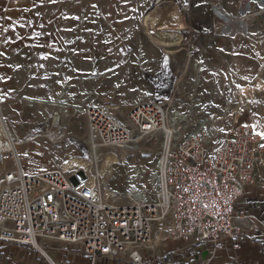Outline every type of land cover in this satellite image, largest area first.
Returning a JSON list of instances; mask_svg holds the SVG:
<instances>
[{
    "label": "rangeland",
    "instance_id": "374dc122",
    "mask_svg": "<svg viewBox=\"0 0 264 264\" xmlns=\"http://www.w3.org/2000/svg\"><path fill=\"white\" fill-rule=\"evenodd\" d=\"M14 1L19 2L17 7L22 3L10 4ZM44 1L52 16L59 17L62 46L55 53H61L67 83L56 100L28 94L23 9L2 11L0 115L7 140L0 136V177L3 166L12 168L11 160L17 157L29 174L63 168L69 174L94 177L82 112L90 98L85 100L84 95L96 89L91 97L106 101L117 79L122 82L118 92L139 83L165 97L170 115L178 112L170 123L186 117V132L212 130L208 152L240 120L264 134V91L255 86L258 69L264 67V15L255 4L250 8L247 0H52L50 5ZM152 14L163 20L159 34L148 25ZM121 71L126 75L120 77ZM32 87L34 94L49 93L39 81ZM28 98L64 102L52 106L43 101L39 106ZM127 105L118 109L122 119ZM56 113L62 130L52 126ZM10 135L14 146L8 143ZM130 147L97 151L96 165L103 172L98 174L100 184L116 198L132 184L151 200L158 189L151 176L157 174L161 139H138ZM138 168L145 174L133 178ZM257 188L255 199H248L244 207V217L234 224L241 233L238 242L263 245L264 188ZM258 231L263 236L256 235ZM48 255L52 258L53 253Z\"/></svg>",
    "mask_w": 264,
    "mask_h": 264
},
{
    "label": "built area",
    "instance_id": "2783aa9c",
    "mask_svg": "<svg viewBox=\"0 0 264 264\" xmlns=\"http://www.w3.org/2000/svg\"><path fill=\"white\" fill-rule=\"evenodd\" d=\"M251 1L264 15V0ZM255 86L264 91V67L258 69ZM119 88L117 79L102 102L84 95L90 98L82 111L86 142L93 151L119 150L158 136L154 198L135 200L139 190L116 198L104 191L97 172L91 182L88 173L83 177L63 168L29 174L17 157L12 168L3 166L0 177V242L36 250L43 264H57L47 247L81 252L88 264H144L145 258L153 264L167 240L191 239L212 256L227 240L238 247L241 233L234 221L244 215L237 204L248 190L264 188V138L240 120L208 152L212 130L186 132V117L174 129L170 121L178 112L170 115L165 97L139 83L122 92ZM125 104L129 108L122 119L118 109Z\"/></svg>",
    "mask_w": 264,
    "mask_h": 264
},
{
    "label": "crops",
    "instance_id": "0c3cea01",
    "mask_svg": "<svg viewBox=\"0 0 264 264\" xmlns=\"http://www.w3.org/2000/svg\"><path fill=\"white\" fill-rule=\"evenodd\" d=\"M44 2V0H22V3L17 7L19 2L12 5L10 0H0V13L5 9H10L8 12L13 11V13L23 9L28 94L56 100L64 94V84L67 83V81H64L61 53H55L56 47L59 50L62 46L61 28L59 17L52 16L51 12L46 9L47 3ZM47 2L50 5L52 0H47ZM57 57L60 58L58 61L59 69L56 68ZM38 59L40 61H37ZM37 81L43 83L42 88H47L48 94L39 95L33 93L34 88L32 85ZM92 92H90L89 97L92 96ZM28 99L39 106L45 104L43 101H47L52 106H59L62 101L64 102V100ZM256 189L248 190L241 199L243 201H239V203H242L241 205L237 204L239 213L244 212L246 209L244 207L248 206L246 205L248 199L254 198L253 190ZM257 234L263 236L261 231H258ZM238 243L239 246L234 248L233 242L227 240L212 256V253L208 252L205 247L196 246L191 239H182V241L167 240L158 248L157 258L153 264H264V243L259 245L248 240ZM47 251L53 253L51 259L57 264H88L86 256L78 251L69 249L57 250L49 247H47ZM204 251H207V255L202 257L201 254ZM163 256L165 257L163 258ZM147 259H144L146 260L144 264H150ZM0 264L43 263L36 250L2 241L0 242ZM101 264L130 263L107 261Z\"/></svg>",
    "mask_w": 264,
    "mask_h": 264
},
{
    "label": "bare ground",
    "instance_id": "6f19581e",
    "mask_svg": "<svg viewBox=\"0 0 264 264\" xmlns=\"http://www.w3.org/2000/svg\"><path fill=\"white\" fill-rule=\"evenodd\" d=\"M247 1L249 2L250 8H251V5H252L253 2L251 0H247ZM147 22H148V25H150L154 29V31L158 32V34L160 33V31L164 30L163 29V26H164L163 20L158 15L152 14V15L148 16ZM0 97H1V94H0ZM173 125H174V129H176L177 124H173ZM52 126L54 128L62 130V128H61V116L59 114H55L54 115L53 120H52ZM6 133H7V129L5 128V122L3 121V116H1L0 117V136L7 140ZM13 138H14V135L13 136H11V135L9 136L8 143L10 145H11L12 142H14ZM11 146H14V145L12 144ZM132 149H133V147L127 148V150H132ZM11 150H13V149H11ZM4 151H8V150L5 149ZM96 154H97V151L90 150V157L92 159L91 160L92 162H91V165H90L89 169L90 168L93 169L94 172H97L96 173L97 175L98 174L100 175V174H103V172L100 171L99 166L96 165V160L98 159ZM139 174H141V175L145 174V171L142 170L141 168L135 169L133 178L137 177ZM151 178H153V180L151 179V183H153L155 181V183L158 184V177H157L156 173H153ZM91 181H92V177L89 178V182H91ZM135 188H136L135 185L130 184L129 188L126 189L125 195H131L135 191ZM134 198H135V200L143 198L142 193L140 191H138L137 195L134 196Z\"/></svg>",
    "mask_w": 264,
    "mask_h": 264
},
{
    "label": "water",
    "instance_id": "95a60500",
    "mask_svg": "<svg viewBox=\"0 0 264 264\" xmlns=\"http://www.w3.org/2000/svg\"><path fill=\"white\" fill-rule=\"evenodd\" d=\"M84 177V176H83ZM207 255V251H204L202 254H201V256L203 257V256H206Z\"/></svg>",
    "mask_w": 264,
    "mask_h": 264
},
{
    "label": "snow or ice",
    "instance_id": "6c2138e0",
    "mask_svg": "<svg viewBox=\"0 0 264 264\" xmlns=\"http://www.w3.org/2000/svg\"><path fill=\"white\" fill-rule=\"evenodd\" d=\"M257 135H261L262 138H264V134H262V133H257Z\"/></svg>",
    "mask_w": 264,
    "mask_h": 264
}]
</instances>
